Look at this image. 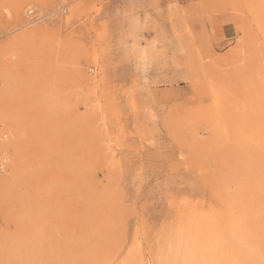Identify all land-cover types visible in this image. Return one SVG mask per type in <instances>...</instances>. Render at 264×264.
<instances>
[{
	"label": "rangeland",
	"instance_id": "374dc122",
	"mask_svg": "<svg viewBox=\"0 0 264 264\" xmlns=\"http://www.w3.org/2000/svg\"><path fill=\"white\" fill-rule=\"evenodd\" d=\"M254 1L0 0V264L163 262L176 219L264 237Z\"/></svg>",
	"mask_w": 264,
	"mask_h": 264
},
{
	"label": "bare ground",
	"instance_id": "6f19581e",
	"mask_svg": "<svg viewBox=\"0 0 264 264\" xmlns=\"http://www.w3.org/2000/svg\"><path fill=\"white\" fill-rule=\"evenodd\" d=\"M261 1L262 0H260V2ZM253 2H255L256 5H254ZM253 2L250 3H252L255 6L254 9H252L253 11H255V9H258L257 3L259 2L254 0ZM257 13L260 14V12L258 11ZM255 16L256 14L254 12V17ZM261 16L263 17V15ZM259 17L260 15L258 16V19L261 21ZM259 20H257L256 18V21L260 22ZM10 128H11L10 126L9 127L6 126V131L8 132ZM253 202L256 203V201ZM129 209L131 211V208ZM233 209L236 208L233 207ZM233 209L229 210L228 215L234 216L235 212L233 211ZM205 222L203 221V218L198 217L194 219L193 225L191 226L187 225L186 227V224H184L185 222L181 221L180 219H176L175 222L173 221L172 224L174 223V226H176V230L174 231V233H169L164 236V242L169 248L168 251H166L164 254L165 260L163 262L158 261L156 259L157 258L156 254H152V258L154 260L153 262L155 264H224L225 255L230 253L232 255V259L235 260L234 261L235 264H264V237L248 234L247 233L248 230H246V233L243 232L244 234L234 235L232 237L226 238L223 235L218 234L216 229L213 228L212 226L209 227L206 226ZM233 228L234 227H232V229ZM150 253L148 255H150ZM143 257L144 256H142V254L138 251L137 255H135L134 258L131 257L123 264H144L143 259L145 258ZM91 264H110V263L109 261L106 260L96 259L95 261H92ZM148 264H151V262Z\"/></svg>",
	"mask_w": 264,
	"mask_h": 264
}]
</instances>
